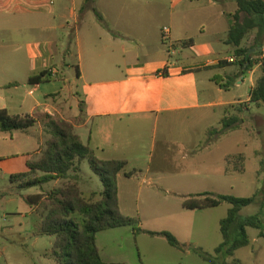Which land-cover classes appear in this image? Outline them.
Returning <instances> with one entry per match:
<instances>
[{"label": "crops", "instance_id": "0c3cea01", "mask_svg": "<svg viewBox=\"0 0 264 264\" xmlns=\"http://www.w3.org/2000/svg\"><path fill=\"white\" fill-rule=\"evenodd\" d=\"M235 9L224 0H0V90L14 88L9 99L2 95L0 109L60 117L97 158L126 160L134 174H119L121 198V179L136 180V153L147 148L151 133L156 137L160 122L171 136L181 120L200 138L226 107L245 103L250 111V93L236 97L230 90L247 81L250 91L255 86L250 71L238 75L235 48L226 44ZM166 26L173 55L161 40ZM17 71L22 77L10 79ZM37 133H11L26 144L6 159L20 161L18 173L28 172L40 151ZM230 155L217 171L223 180L234 174L226 171ZM129 233L136 242L134 229ZM164 241L160 247L171 254L175 248Z\"/></svg>", "mask_w": 264, "mask_h": 264}, {"label": "rangeland", "instance_id": "374dc122", "mask_svg": "<svg viewBox=\"0 0 264 264\" xmlns=\"http://www.w3.org/2000/svg\"><path fill=\"white\" fill-rule=\"evenodd\" d=\"M49 1L57 3L59 0ZM224 1L235 4L234 0ZM253 38L254 35H251L244 46L249 48ZM251 53L255 54V51ZM257 59L255 55L254 61ZM257 65L250 70L254 85L260 76ZM237 73H242L238 65ZM10 77L20 79L22 73L13 72ZM250 85L247 81L237 91L230 85V90L236 97L248 96ZM13 91L14 88L0 90V106L4 98L2 95L6 96L5 100L9 99ZM23 91L21 89L20 92ZM245 108V103L225 108L224 116L229 114L240 118L238 128L229 134L221 131L222 119L200 138L191 131L190 124L181 120L175 124L171 136L169 130L165 133L164 121L160 122L156 137L151 133L147 148L136 153V180L121 179V213L136 220V228L171 232L187 250L179 251L168 246L174 253L167 254L159 245L165 238L138 234L135 242L129 233L133 227H122L97 235V245L104 261L111 257L114 263L209 264L194 250L216 255V249L223 243L219 221L227 217L231 206L223 204L218 208L188 210L184 203L191 195L212 192L240 198L255 197L253 205L241 210L240 219L244 221L258 216L264 220V109L253 104L250 111ZM36 129L41 142L40 150H43L50 135L41 122ZM212 130L217 133L211 134ZM165 134L172 138L173 144L165 143ZM83 142L87 144L85 140ZM182 143L190 145V148ZM24 146L26 144H21L17 137L12 138V134L0 132V264H57L53 255L55 239L40 236L38 231L46 214L45 208L49 205V193L73 182V179L53 181L29 190L21 188V181L11 183V176L20 171V161L7 162L6 159ZM226 153H243L246 158L245 172L234 173L223 180L217 171L225 166L223 157ZM125 171L131 172L129 167ZM70 174L75 175L73 172ZM36 176H42V173ZM78 176L85 197L98 200L99 196L95 194L103 190V184L87 162L82 164V172ZM28 199L37 205L31 204ZM247 232L251 245L238 250L228 264H236V261L240 264H264V238L259 237L257 229L248 228ZM232 238H238V233L233 232Z\"/></svg>", "mask_w": 264, "mask_h": 264}, {"label": "trees", "instance_id": "16d2710c", "mask_svg": "<svg viewBox=\"0 0 264 264\" xmlns=\"http://www.w3.org/2000/svg\"><path fill=\"white\" fill-rule=\"evenodd\" d=\"M234 1L236 9L229 15L230 28L226 44L235 48L242 75L259 64L260 76L250 92V103L264 109V0ZM98 17L102 20L99 14ZM251 35H254L252 45L247 48L244 42ZM252 50H255V54L251 53ZM255 55L258 56L256 61H254ZM39 79L35 78L31 81ZM239 121L237 115L224 116L221 120L222 133L228 134L234 131L238 128ZM40 122L50 138L45 148L28 162L29 171L12 175L11 183L21 181V188L29 190L53 181L73 179V182L49 193V205L45 208L46 214L38 231L40 236L55 239L53 255L57 264H123L104 261L97 245V235L100 232L122 227H133L136 235L163 237L171 247L180 251L187 250L171 232H152L141 227L136 228L138 222L121 213L118 176L123 172L127 178H130L134 174L125 172L128 166L126 160L106 161L97 158L90 145L84 144L80 135L75 132V127L60 117L52 118L50 115H45L39 120L28 114L13 115L7 109H0L2 133L29 134ZM210 133L217 131L212 130ZM245 161L243 153L227 156V173L243 174ZM84 162L89 164L92 172L103 184V190L95 194L99 196L98 200L93 199L95 197L87 199L80 189L78 174L82 172ZM71 172L75 175H71ZM38 173H42V176L37 177ZM28 201L37 205L30 199ZM254 203L255 197L240 198L212 192L191 195L184 203V207L188 210L218 208L223 204L231 206L227 217L220 221L223 243L216 249V255L211 256L199 249H195V253L209 264H228V260L233 258L238 250L251 245L248 228L259 230V237L264 238V220L258 216L244 221L240 219L241 210ZM233 232L238 233V238H232ZM236 264L240 262L236 261Z\"/></svg>", "mask_w": 264, "mask_h": 264}, {"label": "built area", "instance_id": "2783aa9c", "mask_svg": "<svg viewBox=\"0 0 264 264\" xmlns=\"http://www.w3.org/2000/svg\"><path fill=\"white\" fill-rule=\"evenodd\" d=\"M161 40H162V43L165 45V46H168V54L169 55H173L174 52H175V49H174V42H173V39H172V31L170 29V27L166 26L162 29L161 31ZM230 63H234L236 60L235 59H229L228 60ZM259 66V64L257 65ZM57 72H55V76H56ZM53 75V76H54Z\"/></svg>", "mask_w": 264, "mask_h": 264}, {"label": "water", "instance_id": "95a60500", "mask_svg": "<svg viewBox=\"0 0 264 264\" xmlns=\"http://www.w3.org/2000/svg\"><path fill=\"white\" fill-rule=\"evenodd\" d=\"M252 51H255V50H252Z\"/></svg>", "mask_w": 264, "mask_h": 264}]
</instances>
